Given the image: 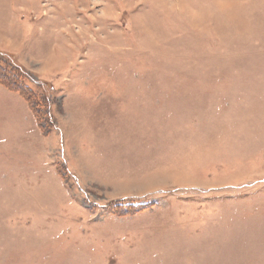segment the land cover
I'll return each mask as SVG.
<instances>
[{
  "label": "rangeland",
  "instance_id": "rangeland-1",
  "mask_svg": "<svg viewBox=\"0 0 264 264\" xmlns=\"http://www.w3.org/2000/svg\"><path fill=\"white\" fill-rule=\"evenodd\" d=\"M0 264H264V0H0Z\"/></svg>",
  "mask_w": 264,
  "mask_h": 264
},
{
  "label": "trees",
  "instance_id": "trees-1",
  "mask_svg": "<svg viewBox=\"0 0 264 264\" xmlns=\"http://www.w3.org/2000/svg\"><path fill=\"white\" fill-rule=\"evenodd\" d=\"M3 84L6 85L7 87H10L11 86L10 84H7V83H3ZM12 87H14V86H12ZM12 89L15 90V91H19L18 89H15V88H12Z\"/></svg>",
  "mask_w": 264,
  "mask_h": 264
}]
</instances>
